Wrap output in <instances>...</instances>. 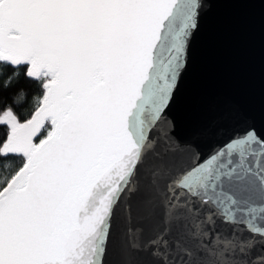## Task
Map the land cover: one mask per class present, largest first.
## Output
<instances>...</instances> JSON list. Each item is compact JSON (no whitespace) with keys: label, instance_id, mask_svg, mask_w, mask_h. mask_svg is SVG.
Masks as SVG:
<instances>
[{"label":"snow or ice","instance_id":"6c2138e0","mask_svg":"<svg viewBox=\"0 0 264 264\" xmlns=\"http://www.w3.org/2000/svg\"><path fill=\"white\" fill-rule=\"evenodd\" d=\"M230 2L0 0V264H264V104L177 117Z\"/></svg>","mask_w":264,"mask_h":264},{"label":"water","instance_id":"95a60500","mask_svg":"<svg viewBox=\"0 0 264 264\" xmlns=\"http://www.w3.org/2000/svg\"><path fill=\"white\" fill-rule=\"evenodd\" d=\"M197 61L177 112L185 126L201 107L241 106L256 113L264 104V4H222L196 47Z\"/></svg>","mask_w":264,"mask_h":264},{"label":"trees","instance_id":"16d2710c","mask_svg":"<svg viewBox=\"0 0 264 264\" xmlns=\"http://www.w3.org/2000/svg\"><path fill=\"white\" fill-rule=\"evenodd\" d=\"M17 111H20V110L18 109ZM24 114H25V115L27 114L26 111L24 112Z\"/></svg>","mask_w":264,"mask_h":264}]
</instances>
